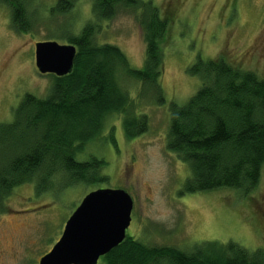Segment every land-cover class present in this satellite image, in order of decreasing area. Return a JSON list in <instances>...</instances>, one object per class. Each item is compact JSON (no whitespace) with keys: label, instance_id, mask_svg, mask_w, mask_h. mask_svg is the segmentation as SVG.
<instances>
[{"label":"rangeland","instance_id":"rangeland-1","mask_svg":"<svg viewBox=\"0 0 264 264\" xmlns=\"http://www.w3.org/2000/svg\"><path fill=\"white\" fill-rule=\"evenodd\" d=\"M150 1L168 23L161 43L165 104L156 105L151 93L140 97V83L121 72L120 85L136 112L145 114L147 130L128 140L120 115L105 118L98 137L78 155L102 157L105 182L59 188L60 176H54L43 192H37L32 182L14 188L0 210V264H38L82 197L98 188H118L130 196L133 207L125 235L148 246L186 251L194 243L234 241L264 252V164L258 184L245 196L231 188L180 195L188 167L165 148L168 103H185L200 84L187 71L197 56L204 60L222 56L264 77V0ZM57 2L28 0L29 25L24 31L11 27L10 8L0 2V122L12 120L25 93L47 94L51 77L37 71L34 44L47 40L70 44L66 36L93 21L92 0H72L66 12L56 10ZM135 14L136 10L121 9L110 19L94 22V40L116 45L130 67L140 68L145 45ZM110 137L116 147L110 146Z\"/></svg>","mask_w":264,"mask_h":264},{"label":"trees","instance_id":"trees-1","mask_svg":"<svg viewBox=\"0 0 264 264\" xmlns=\"http://www.w3.org/2000/svg\"><path fill=\"white\" fill-rule=\"evenodd\" d=\"M0 2L10 8L11 27L24 31L29 25L28 0ZM72 3L58 0L56 10L66 12ZM121 9L136 10L145 45L140 68L130 67L116 45L94 40L96 21L110 19ZM91 12L93 21L66 36L76 48L71 71L48 74L47 94L25 93L12 120L0 122V210L10 192L26 182L43 192L54 176H60L59 188L107 181L101 172L106 163L102 157L78 158L83 146L98 137L111 113L121 116L128 140L148 126L145 114L136 112L120 85L121 72L140 83V97L151 93L156 105L165 104L161 43L168 31L167 17L150 0H92ZM187 71L200 84L185 103H168L165 133L166 150L188 167L178 193L231 188L245 196L258 184L264 164V77L222 56L205 60L197 56ZM108 140L116 147L113 138ZM98 260L99 264H264V252L234 241H204L183 251L125 236Z\"/></svg>","mask_w":264,"mask_h":264},{"label":"water","instance_id":"water-1","mask_svg":"<svg viewBox=\"0 0 264 264\" xmlns=\"http://www.w3.org/2000/svg\"><path fill=\"white\" fill-rule=\"evenodd\" d=\"M76 48L47 40L34 44V63L41 74L62 76L73 66ZM133 202L118 188H98L86 193L66 219L62 232L38 264H97L99 257L124 238Z\"/></svg>","mask_w":264,"mask_h":264}]
</instances>
